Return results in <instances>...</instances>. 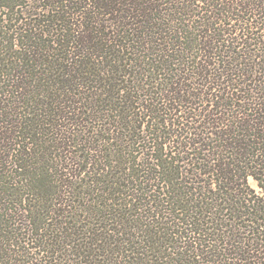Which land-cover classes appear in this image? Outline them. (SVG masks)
<instances>
[{
  "label": "trees",
  "instance_id": "1",
  "mask_svg": "<svg viewBox=\"0 0 264 264\" xmlns=\"http://www.w3.org/2000/svg\"><path fill=\"white\" fill-rule=\"evenodd\" d=\"M0 264H264V0H0Z\"/></svg>",
  "mask_w": 264,
  "mask_h": 264
}]
</instances>
